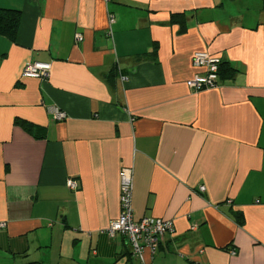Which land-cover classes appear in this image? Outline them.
I'll return each instance as SVG.
<instances>
[{"label": "crops", "instance_id": "0c3cea01", "mask_svg": "<svg viewBox=\"0 0 264 264\" xmlns=\"http://www.w3.org/2000/svg\"><path fill=\"white\" fill-rule=\"evenodd\" d=\"M0 9L21 13L0 35V264H264V0ZM197 52L237 73L191 89ZM33 63L49 76L23 78ZM124 168L134 219L174 227L144 262L106 233Z\"/></svg>", "mask_w": 264, "mask_h": 264}, {"label": "built area", "instance_id": "2783aa9c", "mask_svg": "<svg viewBox=\"0 0 264 264\" xmlns=\"http://www.w3.org/2000/svg\"><path fill=\"white\" fill-rule=\"evenodd\" d=\"M76 41H82V36L78 34ZM221 59L211 56L207 52H197L193 56V64L198 68H205V75H196L189 82V87L195 91L215 89L219 86V71ZM50 64L33 63L28 64L22 72L23 78L45 79L49 76ZM128 78H123L126 81ZM63 112H56L58 120L65 119ZM121 188V214L119 218L112 222L106 233L110 238L122 236L129 240L132 256L139 262H144V254L147 250L152 253L158 251L166 235L174 233L173 223L154 217H145L138 221L133 215V170L124 168L120 172ZM67 186L71 190H76L78 184L74 180H69ZM205 187L201 186L200 191L204 192ZM6 224H0V228ZM235 252H233L234 254Z\"/></svg>", "mask_w": 264, "mask_h": 264}, {"label": "trees", "instance_id": "16d2710c", "mask_svg": "<svg viewBox=\"0 0 264 264\" xmlns=\"http://www.w3.org/2000/svg\"><path fill=\"white\" fill-rule=\"evenodd\" d=\"M181 15H174L173 22L181 23L183 18ZM21 19V13L16 10H6L0 9V35L15 38L19 22ZM184 27V26H183ZM222 62L220 64L219 78H232L237 71L234 68H228V70L223 71ZM220 81V79H219ZM31 127V125H29ZM238 221L241 223L242 217L238 216ZM27 264H38V263H27Z\"/></svg>", "mask_w": 264, "mask_h": 264}]
</instances>
